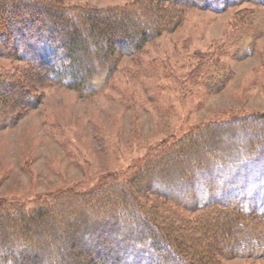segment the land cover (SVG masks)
<instances>
[{
    "label": "trees",
    "instance_id": "trees-1",
    "mask_svg": "<svg viewBox=\"0 0 264 264\" xmlns=\"http://www.w3.org/2000/svg\"><path fill=\"white\" fill-rule=\"evenodd\" d=\"M245 2L264 5V0H137L127 7L77 13L51 0H0V58L25 63L22 75L27 78L22 82L29 85L15 84L0 70V104L7 101L6 111L13 104L32 108L38 97L27 91L32 90L31 82L90 91L96 71L105 69L108 60L121 53L133 54L163 31H171L185 8L222 12ZM130 15H137L138 27H121ZM101 21H106L105 26L98 25ZM85 27L88 33H84ZM102 40L108 42L102 52L87 49L88 45L96 48ZM34 72L40 73V80ZM11 96H27L29 101L9 100ZM249 121L253 122L250 130H244ZM259 121L257 117L233 116L207 125L203 135L197 133L187 144L174 146L129 181L107 184L103 179L89 190L73 184L39 196L44 203L35 209L0 203V264H219L215 254L264 256V231L252 223L264 220V147L255 151L264 140ZM235 127L241 129L242 146L222 150L223 142L212 137L203 144H212L208 148L196 144L210 129ZM184 146L190 159L201 156L204 160L202 167L181 175L188 166L174 163L187 156ZM154 171L159 175L153 182L161 187L152 184L156 201L147 204L148 196L140 193L151 181L144 182L142 176ZM160 198L205 213L187 220L159 203ZM109 204L115 209L103 213ZM217 205L231 209V215L215 208ZM211 208L214 212L206 214ZM211 230L224 250L204 244L203 253L189 258L188 246L183 245H189L197 234L210 235ZM226 232L227 238L223 237ZM177 247L182 251L175 252Z\"/></svg>",
    "mask_w": 264,
    "mask_h": 264
},
{
    "label": "rangeland",
    "instance_id": "rangeland-1",
    "mask_svg": "<svg viewBox=\"0 0 264 264\" xmlns=\"http://www.w3.org/2000/svg\"><path fill=\"white\" fill-rule=\"evenodd\" d=\"M51 1L81 13L86 9L127 7L137 0ZM101 13L97 15L102 16ZM111 16L118 18L116 14ZM180 18L171 31H163L140 50L117 54L108 60L105 69L96 71L90 91L31 82L32 90L27 91L38 97L32 108H17L13 104L6 111L3 106L7 101L2 100L0 203L35 209L44 203L39 196L63 191L73 184L89 190L103 179L107 184L132 180L174 146L187 144L188 139L201 134L205 126L233 116L257 117L258 127L264 130V5L245 2L222 12L185 8ZM137 20V15H130L121 27L135 29ZM98 23L103 27L106 21ZM107 43L102 40L96 48L88 45L87 49L102 52ZM24 67L23 62L0 58V70L15 84L26 80L22 75ZM34 73L40 80V73ZM9 100L26 103L29 98L11 96ZM250 122L244 130H250ZM215 129H210L201 142H195L202 145L197 147L208 148L209 142L203 144L210 137L223 142L222 150L245 142L239 138L242 133L238 127ZM229 134L233 135L226 137ZM263 141H259L255 151H263ZM185 151L187 158L174 163L178 167L188 166L181 175L202 167L204 160L201 156L192 160L188 148ZM158 175L154 171L142 176L144 182L151 181L149 188L140 193L148 196L147 204L156 201L151 186L161 187L153 182ZM173 177L175 182L176 176ZM160 202L187 220L205 213L162 198ZM115 207L109 204L103 213ZM215 208L231 215V209L218 205ZM215 208L208 209L206 214ZM252 223L264 231V220L255 219ZM212 231L205 237L197 234L189 245L183 242V246H188L189 258L203 253L204 244H215L224 250L223 242L218 243ZM227 234L223 237L227 238ZM174 251L181 252L182 248ZM213 257L219 264H264V256Z\"/></svg>",
    "mask_w": 264,
    "mask_h": 264
}]
</instances>
